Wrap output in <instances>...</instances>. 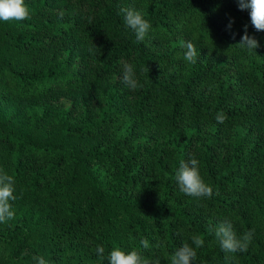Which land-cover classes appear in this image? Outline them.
<instances>
[{"label": "trees", "instance_id": "1", "mask_svg": "<svg viewBox=\"0 0 264 264\" xmlns=\"http://www.w3.org/2000/svg\"><path fill=\"white\" fill-rule=\"evenodd\" d=\"M25 3L30 19L0 21V170L17 197L0 224V264H109L116 247L170 264L184 243L193 264H264V32L250 10L238 0ZM129 6L151 24L143 42L124 24ZM245 26L257 54L235 46ZM123 63L142 87L122 83ZM192 158L210 198L179 190L176 171ZM225 220L238 238L253 231L247 252L222 251L209 229Z\"/></svg>", "mask_w": 264, "mask_h": 264}, {"label": "clouds", "instance_id": "2", "mask_svg": "<svg viewBox=\"0 0 264 264\" xmlns=\"http://www.w3.org/2000/svg\"><path fill=\"white\" fill-rule=\"evenodd\" d=\"M238 3L241 11L250 10L251 24L255 30L264 32V0H238ZM120 11L124 17L125 26L130 28L135 34L136 41L143 42L151 28L149 21L134 6L123 7ZM30 18L31 11L26 5L25 0H0V21H23ZM230 27L231 23L229 24ZM181 46L185 49L184 60L192 64L197 63V50L192 41H181ZM235 46L246 49L249 54H252L253 52L256 53V49L260 47V44L255 36L248 34L247 26H245L244 35ZM122 83L132 90L142 87L136 79L133 66L129 63H123ZM215 119L218 123L222 124L227 117L223 112H220L216 115ZM175 179L179 190L187 196L210 198L213 195L212 187L205 184L200 176L199 161L195 158L180 162ZM15 183L14 176L0 170V224L7 223L15 218V211L11 203V201L17 199L16 195H14L16 191ZM209 231L214 232L220 248L225 253L247 252L253 238L252 230L247 231L238 238L233 230V225L227 220L219 223L214 228H210ZM192 243L199 248L204 245V240L194 235ZM139 245L143 249L150 247L147 238L140 239ZM156 247H160V244L157 243ZM104 251L103 246L97 245L95 252L101 261L104 260ZM22 255H27V253ZM195 259L196 251L188 243H184L171 256L170 264H193ZM107 260L109 264H160L159 259L150 262L143 257L141 252L135 249L125 252L118 247L110 252ZM32 261L34 264H49L43 256H32Z\"/></svg>", "mask_w": 264, "mask_h": 264}]
</instances>
